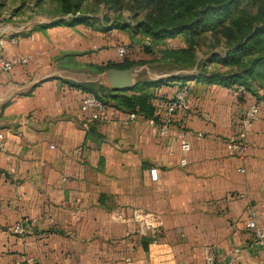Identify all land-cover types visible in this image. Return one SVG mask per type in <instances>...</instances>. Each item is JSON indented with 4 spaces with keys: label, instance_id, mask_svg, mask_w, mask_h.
<instances>
[{
    "label": "crops",
    "instance_id": "0c3cea01",
    "mask_svg": "<svg viewBox=\"0 0 264 264\" xmlns=\"http://www.w3.org/2000/svg\"><path fill=\"white\" fill-rule=\"evenodd\" d=\"M27 30L0 23V54L30 58L0 74V264H206L209 250L217 264H264L246 227L253 216L264 224L263 102L241 159L226 143L256 97L237 84L187 80L190 109L166 137L114 107L89 135V93L68 83L67 56L94 45L62 25ZM183 85L158 87L154 106ZM136 209L162 217L157 235L140 233Z\"/></svg>",
    "mask_w": 264,
    "mask_h": 264
},
{
    "label": "trees",
    "instance_id": "16d2710c",
    "mask_svg": "<svg viewBox=\"0 0 264 264\" xmlns=\"http://www.w3.org/2000/svg\"><path fill=\"white\" fill-rule=\"evenodd\" d=\"M26 1V0H23ZM43 0H34L39 4ZM59 16L71 15V20L88 18L78 16L84 10L99 11L102 4L106 10L120 13L131 10L134 18L149 34L142 44L144 51L152 52L153 42L159 37L184 35V44L169 47L161 52L158 60L173 70H194L164 79H140L134 87L117 90L97 82L70 85L96 95L109 108L136 113L147 119L160 118L159 107L153 101L156 89L163 84L181 79H196L208 83L219 82L244 87L245 92L264 103V0H55ZM2 16L0 4V18ZM109 16V15H107ZM109 20V19H108ZM1 22V20H0ZM59 19L54 25L65 24ZM115 25L121 26L118 21ZM114 25V26H115ZM48 27V25L37 28ZM160 39V38H159ZM128 52L119 63L87 66L105 72L110 68L126 69L142 62L132 61L133 52ZM133 51V50H132ZM147 62L149 64H154ZM145 63V62H144ZM181 86V87H183ZM180 87V88H181ZM262 91L263 94L260 92ZM169 99H164V102ZM161 104V103H160ZM92 125L90 132L94 131ZM156 234V233H155ZM157 235V234H156Z\"/></svg>",
    "mask_w": 264,
    "mask_h": 264
},
{
    "label": "rangeland",
    "instance_id": "374dc122",
    "mask_svg": "<svg viewBox=\"0 0 264 264\" xmlns=\"http://www.w3.org/2000/svg\"><path fill=\"white\" fill-rule=\"evenodd\" d=\"M0 4L2 11L0 20L6 26L15 29L28 28V30L34 31L44 28H37L38 26L48 25V27H53L51 26L52 23L59 19H65L66 22L62 26L67 27L69 30L70 41L79 39L81 40L83 47L94 45L93 49L88 48L86 49V52H80L79 59L76 57V59L73 60L72 57H75L76 54H68L67 60L70 63L69 66L71 67L73 64L72 62H74L73 66L71 68L69 67L67 70L69 72V78H71V81L73 82H97L104 86H108L110 83L105 74L106 71L99 72L96 68L87 65H102L110 62H121L122 60L120 57H117L120 61L115 60L108 62L112 55H108L107 49L109 48L113 50L111 47H115L112 46V44H117V48L120 45L128 46L131 52H133L131 60L143 63L142 65L130 67L135 71V82L146 78L156 80L165 75L170 77L192 71L173 70L170 72V68L162 61L160 63L152 62L160 58L161 52L164 49L169 47L177 48L184 44V35L178 34L174 36L169 34L165 37H159L160 39L158 38L153 42V53H147L144 51L142 44L146 40L149 32H146L142 27V24L138 23L131 10L114 13L113 11L106 10L105 6L102 4L99 11H91L90 9H92V6L89 3L86 7L89 10H84L81 14L78 13V16H86L88 18H81L73 21L71 20V15H58L57 3L55 0H43L39 4H36L34 0H0ZM115 21H118L119 24H126L118 26L114 24ZM125 42H127V44ZM80 57L82 59H80ZM82 60L84 61L82 62ZM150 61L154 64L147 63ZM177 81L184 84L181 79Z\"/></svg>",
    "mask_w": 264,
    "mask_h": 264
},
{
    "label": "built area",
    "instance_id": "2783aa9c",
    "mask_svg": "<svg viewBox=\"0 0 264 264\" xmlns=\"http://www.w3.org/2000/svg\"><path fill=\"white\" fill-rule=\"evenodd\" d=\"M1 43L2 42L0 40V44ZM127 52L128 50L124 45H120L117 48V53L121 60H123ZM29 61L30 58L25 56L14 59H6L0 54V74L9 73L16 65L26 64L29 63ZM245 91L246 90L244 87H239L240 95ZM189 94L190 88L188 85L179 88L172 98L164 103L159 104L160 106L158 107L160 118L148 119V122L156 127L160 136H168L170 128L174 123V117L178 111L186 112L190 109ZM81 105L82 108L89 114V117L84 124L86 130H89L95 121L107 122L112 121L113 119L109 113V106L92 93H89L83 97ZM261 108V104L255 99L243 114L240 120L241 129L237 134L232 135L226 143L227 152L230 157L241 159L246 156L248 150L249 133L254 124L260 118ZM129 116L131 119H134L137 117V114L130 113ZM197 135L202 136L201 133H198ZM179 141L180 147L185 154L191 151L192 146L187 131H182L179 134ZM181 163L185 165L187 163V159L183 158ZM239 170L241 172H245L244 168H240ZM116 218L119 219L120 216L116 214ZM133 220L138 224L140 233L143 235H146L149 232L156 233L163 227V219L159 214L145 211L143 209L135 210ZM246 227L252 232L255 242L259 245H264V224L259 223L253 216L250 217L246 222ZM217 262V257L209 250L206 257V264H217ZM27 264L35 263L33 260L28 259Z\"/></svg>",
    "mask_w": 264,
    "mask_h": 264
},
{
    "label": "water",
    "instance_id": "95a60500",
    "mask_svg": "<svg viewBox=\"0 0 264 264\" xmlns=\"http://www.w3.org/2000/svg\"><path fill=\"white\" fill-rule=\"evenodd\" d=\"M105 74L113 89L123 90L134 87L137 83L135 82V71L131 68H110Z\"/></svg>",
    "mask_w": 264,
    "mask_h": 264
}]
</instances>
